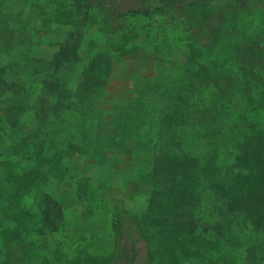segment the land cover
Wrapping results in <instances>:
<instances>
[{
  "label": "rangeland",
  "instance_id": "rangeland-1",
  "mask_svg": "<svg viewBox=\"0 0 264 264\" xmlns=\"http://www.w3.org/2000/svg\"><path fill=\"white\" fill-rule=\"evenodd\" d=\"M75 1L0 0V264H264V0Z\"/></svg>",
  "mask_w": 264,
  "mask_h": 264
},
{
  "label": "trees",
  "instance_id": "trees-1",
  "mask_svg": "<svg viewBox=\"0 0 264 264\" xmlns=\"http://www.w3.org/2000/svg\"><path fill=\"white\" fill-rule=\"evenodd\" d=\"M133 2V5L128 6L124 4V0H95V6L105 14L112 21L120 20L126 16H150L153 13H161L171 15L175 10L181 9L183 7H190L196 5L197 2H203L205 0H129ZM239 6L246 5L248 2L253 0H234ZM77 4H80L81 8H84L85 12L91 9L92 5L89 0H76ZM82 4V5H81ZM88 14V12H87ZM49 211L46 213V218L43 219L38 233H43L45 231H55L58 226V222L61 220V210L57 209L56 213H53V209L45 208L44 211ZM169 213V211H168ZM124 220L133 221L126 213L120 212L118 216V223L116 227V234L118 240H121V226ZM134 222V221H133ZM34 220L30 219L28 224L34 225ZM182 222H180L181 224ZM28 226V225H27ZM180 226H183L181 224ZM137 233L142 238L145 237L144 233L139 229L138 226ZM121 248V247H120ZM118 247V251L115 253L112 264H121L123 260V254ZM148 259L146 264H153L155 256L152 252L148 251ZM134 259V258H133Z\"/></svg>",
  "mask_w": 264,
  "mask_h": 264
}]
</instances>
